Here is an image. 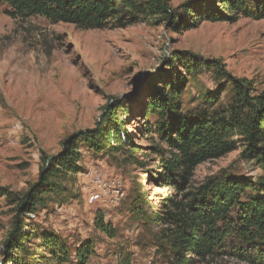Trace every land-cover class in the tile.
<instances>
[{
	"label": "rangeland",
	"instance_id": "374dc122",
	"mask_svg": "<svg viewBox=\"0 0 264 264\" xmlns=\"http://www.w3.org/2000/svg\"><path fill=\"white\" fill-rule=\"evenodd\" d=\"M7 10L0 5V188L12 196L0 200V264L63 258L58 251L41 252L44 234L67 249L64 264H77L75 251L85 241L94 248L87 264H170L159 247V227L148 221L160 199L176 194L155 183L171 152L157 131L158 116L148 109L150 97L157 89L168 92L166 84L179 77L185 80L182 115L228 113L232 80L245 79L255 91L264 87V20L203 23L180 33L154 20L81 31L41 17L12 19ZM185 60L201 67L193 70ZM113 127L126 144L120 150L98 136ZM230 141L234 151L200 164L191 187L213 177L253 184L264 177L258 161L243 158L242 139ZM55 163L60 172L51 177ZM70 166L75 173L67 172ZM31 194L37 199L20 218L28 241L8 250L17 201L28 203ZM98 212L113 238L95 228ZM198 264L244 263L223 258Z\"/></svg>",
	"mask_w": 264,
	"mask_h": 264
},
{
	"label": "trees",
	"instance_id": "16d2710c",
	"mask_svg": "<svg viewBox=\"0 0 264 264\" xmlns=\"http://www.w3.org/2000/svg\"><path fill=\"white\" fill-rule=\"evenodd\" d=\"M0 5L7 6L6 15L12 19L41 17L81 31L121 29L142 20H154L180 33L203 23L234 24L240 18L264 20V0H187L175 8L170 0H0ZM185 61L193 70L201 67V63ZM184 81L178 77L176 82L166 84L168 92L157 89L148 103L150 113L160 120L157 131L171 152L168 160H162L155 183L176 192L160 199L148 217L149 223L160 229L159 247L170 264H198L223 258L264 264V177L257 184L243 178L213 177L197 188L190 186L200 164L234 151L235 144L230 141L233 136L242 139L243 158L258 161L264 171V87L255 91L245 79L232 80L233 98L228 113H200L187 118L181 113L180 103ZM98 136L116 150L126 146L117 127L98 132ZM71 158L73 155L66 160ZM51 171V177L59 173L60 164L55 163ZM67 172L75 173L74 166L68 167ZM46 182L47 177L42 176L40 187ZM11 196L7 189L0 188V200ZM36 199L31 194L28 203L17 201V214L6 242L8 250L18 251L28 241L20 218L30 213ZM95 228L109 238L115 236L100 212ZM42 240V253L53 250L63 256L45 257V264L66 263L67 249L53 234H44ZM74 255L77 264H87L94 255L92 243L85 241ZM9 259L14 263L13 257Z\"/></svg>",
	"mask_w": 264,
	"mask_h": 264
}]
</instances>
